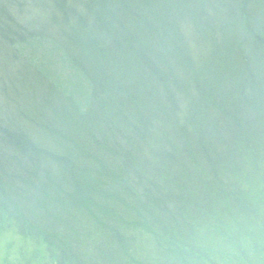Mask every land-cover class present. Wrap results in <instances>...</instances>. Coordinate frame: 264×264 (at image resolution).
<instances>
[{
  "label": "trees",
  "instance_id": "trees-1",
  "mask_svg": "<svg viewBox=\"0 0 264 264\" xmlns=\"http://www.w3.org/2000/svg\"><path fill=\"white\" fill-rule=\"evenodd\" d=\"M53 162L51 207L108 210L83 264L120 261L137 210L179 234L242 214L252 187L264 200V0H0V223L19 222L9 200L47 197ZM254 218L230 264L264 260Z\"/></svg>",
  "mask_w": 264,
  "mask_h": 264
},
{
  "label": "rangeland",
  "instance_id": "rangeland-1",
  "mask_svg": "<svg viewBox=\"0 0 264 264\" xmlns=\"http://www.w3.org/2000/svg\"><path fill=\"white\" fill-rule=\"evenodd\" d=\"M35 13L37 12L33 10L32 14L35 15ZM36 17L38 21V16ZM36 17L34 18L36 19ZM53 163L50 167L54 170L52 176L55 179H50L48 182L47 189L49 188L50 190H47V197H43V201L31 205V203L19 197L9 200V203L13 206L12 210H14V214H19L17 215L19 222L15 221L14 218L6 219L5 217L2 221L4 223H0V264H60L55 249H62L66 252V255H69L71 251L74 252L73 261L67 264H83V260L95 257V253L93 254L92 250L93 245L91 246L92 249L89 248L90 239H94L96 237L94 234L100 233L102 229L101 223L100 227L98 226L99 221L97 222V217L100 219L105 218L109 215L108 210L106 209L103 212V217L100 211L96 216L94 212H89L86 210V206L80 203L71 205L61 203L56 209L51 207L50 192L53 191L51 189L57 187L60 181L66 184L64 180L66 176L61 175L62 170L57 166L55 167V162ZM181 167L182 165L176 169ZM96 173H91V175L93 174V182L87 185L89 189H94L95 191L97 186L105 185L103 181L106 180L102 174H98L99 171H96ZM91 175L88 177L92 179ZM108 177L111 178V176ZM192 177L183 173L178 179L191 181ZM257 177H259V172ZM118 178H111L114 181H110L113 182L112 189L117 188L120 191L121 185H124L125 178L121 176ZM122 179L123 183H120ZM178 179L173 181H179ZM261 181L264 182V176ZM260 190L262 189L254 187L248 190L245 198L242 200V214L233 213L227 209L223 214L224 216L213 223L210 222L205 225L200 220L198 221L199 223L193 225L192 229H189V231L181 229L182 231L179 234L169 233L168 231L162 234L158 221H149L143 218V215L137 210L134 213L136 217L134 220L135 225L130 226L129 232L126 231L125 233L123 231L127 249L124 247L121 249L120 261L109 262L110 264L236 263L235 255L231 253L233 244L241 242L238 249L233 246V248L235 247L239 251L243 249L244 245H247V248H249V244L246 242L248 237L250 240L254 238V234L249 232L251 229L248 230L250 224L246 218L253 220L254 214V223L261 225V232L264 231V200L259 193ZM59 191V193H62V190ZM60 195L63 194L56 196ZM64 198L65 200L68 199L67 197ZM65 200H61V202ZM78 201L81 202V200ZM120 202L124 203L123 201ZM149 203L152 204L151 201ZM30 209L31 211H29ZM47 209H51V212H48ZM57 210L60 213L59 216L56 213H52V211ZM79 211H82V213H79ZM70 212L81 215L80 222L88 232L85 231L69 236L70 232L66 230L68 227L67 220L71 218ZM12 216L14 215L12 214ZM20 219L28 223H25L22 227ZM93 219H96L97 222L95 230H92L93 228L89 226ZM212 227H215L216 230H211L212 232L208 231ZM254 240L257 239L254 238ZM255 246L259 251H264L263 246ZM53 252L54 254L52 255ZM253 262L254 264H260V260ZM261 264H264V260H261Z\"/></svg>",
  "mask_w": 264,
  "mask_h": 264
}]
</instances>
